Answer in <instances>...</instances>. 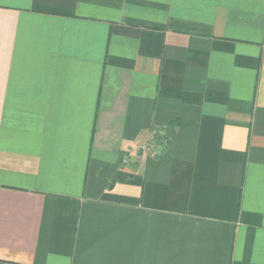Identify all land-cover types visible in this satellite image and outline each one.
<instances>
[{
	"label": "crops",
	"instance_id": "crops-1",
	"mask_svg": "<svg viewBox=\"0 0 264 264\" xmlns=\"http://www.w3.org/2000/svg\"><path fill=\"white\" fill-rule=\"evenodd\" d=\"M0 264H264V0H0Z\"/></svg>",
	"mask_w": 264,
	"mask_h": 264
}]
</instances>
